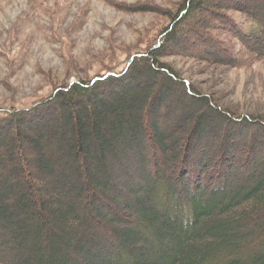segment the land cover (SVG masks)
Listing matches in <instances>:
<instances>
[{"label":"trees","instance_id":"16d2710c","mask_svg":"<svg viewBox=\"0 0 264 264\" xmlns=\"http://www.w3.org/2000/svg\"><path fill=\"white\" fill-rule=\"evenodd\" d=\"M214 2L183 0L153 43L120 67L0 107V264H264V138L244 149L232 137L264 130V118L219 105L159 60L180 55L231 68L264 60V6L217 10ZM171 85L214 118L190 117V108L175 124L180 113L152 120L159 93L172 99ZM129 101L139 105L134 116ZM165 130H173L169 139ZM208 133L227 152L219 169L208 168ZM171 139L182 154L173 175L156 157ZM227 148L243 149L242 164ZM243 172L255 178L251 186L234 183ZM132 184L142 194L134 223L106 226L95 240L90 229H102L107 214L121 220L128 206L119 199Z\"/></svg>","mask_w":264,"mask_h":264},{"label":"rangeland","instance_id":"374dc122","mask_svg":"<svg viewBox=\"0 0 264 264\" xmlns=\"http://www.w3.org/2000/svg\"><path fill=\"white\" fill-rule=\"evenodd\" d=\"M182 1L0 0V107L8 108L15 104L28 103L31 97L48 94L61 82L89 78L99 72L120 67L129 55L144 50L153 43V34L166 25L168 17H172ZM214 1V6H218L217 10L229 8L234 3L245 7L264 6V0ZM201 13L207 16L205 12ZM159 60L170 65L180 79H186L200 92L215 97L219 105L232 109L236 114L264 118V60L244 68H231L216 61L211 63L180 55L165 54ZM171 87L170 101L163 99L165 92L159 93L156 103L161 101L162 104L156 106V119L152 117V120L158 122L162 118L163 121H171L172 115L180 113L173 120L175 124L179 116L184 119L186 109L190 108L195 110L191 112L190 117L203 112L210 119L214 118V114L205 110L204 104L201 103L199 107L194 100L192 102V99L181 96L178 86L171 85L169 88ZM134 105L136 106L133 107V104L128 102L129 116L137 113L139 105ZM118 112L114 110L109 115L122 117ZM180 127L181 125L177 128ZM235 128L239 130V127ZM208 129H211V126L208 125ZM123 130L127 128L123 126ZM165 131V137L169 139L173 130ZM243 133L240 137H232L235 140L233 143L245 147L244 149L249 143L255 146L251 142L253 137L264 138L263 129L247 128ZM1 134L3 130H0ZM209 135L210 133L206 139L214 145L204 152L205 158L210 162V170L219 169L220 161H223L222 158L227 152H224L220 145L217 146L218 135H215L216 138L212 136V139ZM171 141L172 139L168 140L164 146L160 145L159 155H156L163 162L159 165L160 168L166 170L169 175L174 174L171 170L175 169V162L180 161L182 156L181 153L176 154L175 144ZM133 148L136 149L135 153H138V147ZM226 150L230 151V159L242 164L245 156L243 149L239 153H231L229 148ZM198 151L200 152V149ZM125 152L126 156L130 153ZM222 152L225 154L220 157ZM200 153L197 152V156ZM191 157L193 158L190 156L189 159ZM236 178L238 182L235 181V184L244 183L251 186L255 182L253 177L247 179L244 172ZM132 187V190L121 194L119 199L122 208L125 204L128 206L121 220L110 223L108 220L112 219L107 214L102 229L100 226L90 229L91 236L96 237L95 240L101 236L104 238L106 226L120 228L122 225L134 223V208L142 194L138 192V186Z\"/></svg>","mask_w":264,"mask_h":264}]
</instances>
